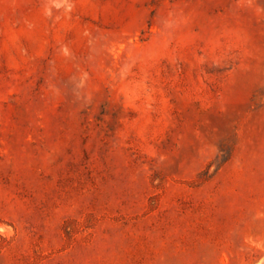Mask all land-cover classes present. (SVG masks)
Segmentation results:
<instances>
[{"label": "rangeland", "instance_id": "1", "mask_svg": "<svg viewBox=\"0 0 264 264\" xmlns=\"http://www.w3.org/2000/svg\"><path fill=\"white\" fill-rule=\"evenodd\" d=\"M264 259V0H0V264Z\"/></svg>", "mask_w": 264, "mask_h": 264}, {"label": "water", "instance_id": "2", "mask_svg": "<svg viewBox=\"0 0 264 264\" xmlns=\"http://www.w3.org/2000/svg\"><path fill=\"white\" fill-rule=\"evenodd\" d=\"M257 264H264V259L258 262Z\"/></svg>", "mask_w": 264, "mask_h": 264}]
</instances>
